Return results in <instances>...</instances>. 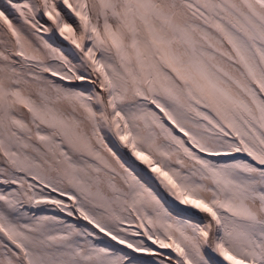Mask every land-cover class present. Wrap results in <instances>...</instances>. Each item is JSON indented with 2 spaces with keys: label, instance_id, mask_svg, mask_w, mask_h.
<instances>
[{
  "label": "snow or ice",
  "instance_id": "1",
  "mask_svg": "<svg viewBox=\"0 0 264 264\" xmlns=\"http://www.w3.org/2000/svg\"><path fill=\"white\" fill-rule=\"evenodd\" d=\"M0 264H264V0H0Z\"/></svg>",
  "mask_w": 264,
  "mask_h": 264
}]
</instances>
